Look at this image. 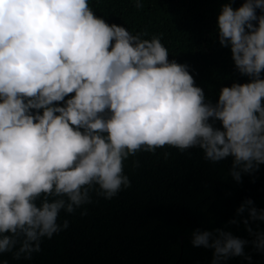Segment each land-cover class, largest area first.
<instances>
[{
	"label": "clouds",
	"instance_id": "1",
	"mask_svg": "<svg viewBox=\"0 0 264 264\" xmlns=\"http://www.w3.org/2000/svg\"><path fill=\"white\" fill-rule=\"evenodd\" d=\"M233 3L219 10L217 36L248 82L222 87L213 102L160 37L107 23L88 0H0V254L31 258L68 227L57 222L62 210L91 203L93 190L110 200L130 187L124 161L140 150L231 158L237 183L264 165V0ZM245 212L264 251V232L249 224L264 209L246 199L237 215ZM191 243L223 264L249 241L217 228L194 230Z\"/></svg>",
	"mask_w": 264,
	"mask_h": 264
},
{
	"label": "trees",
	"instance_id": "2",
	"mask_svg": "<svg viewBox=\"0 0 264 264\" xmlns=\"http://www.w3.org/2000/svg\"><path fill=\"white\" fill-rule=\"evenodd\" d=\"M225 2L140 0L142 6L137 7V0H88L95 15L107 23L133 35L141 33L144 39L160 37L169 60L187 64L196 85L213 102L222 87L248 82L235 68L230 48L219 44L217 17ZM242 3L235 0L232 6ZM231 165V158L205 160L199 148L140 150L124 161L130 187H122L110 200L93 190L91 203L73 213L60 212L57 222L67 220L68 227L43 238L39 252L16 259L14 249L0 254V264H212L213 250L193 247L191 239L196 229L217 228L249 241L244 256L223 264H264V251L254 247L255 236L242 223L248 213L237 215L246 199L264 209V165L243 174L239 183L230 175ZM233 219L238 223L230 224ZM249 224L254 232H264V221Z\"/></svg>",
	"mask_w": 264,
	"mask_h": 264
}]
</instances>
